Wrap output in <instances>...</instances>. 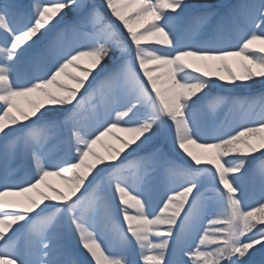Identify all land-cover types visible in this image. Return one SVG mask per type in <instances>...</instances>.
Returning <instances> with one entry per match:
<instances>
[{
	"label": "snow or ice",
	"instance_id": "obj_1",
	"mask_svg": "<svg viewBox=\"0 0 264 264\" xmlns=\"http://www.w3.org/2000/svg\"><path fill=\"white\" fill-rule=\"evenodd\" d=\"M257 82L264 0H0V264H264Z\"/></svg>",
	"mask_w": 264,
	"mask_h": 264
},
{
	"label": "rangeland",
	"instance_id": "obj_2",
	"mask_svg": "<svg viewBox=\"0 0 264 264\" xmlns=\"http://www.w3.org/2000/svg\"><path fill=\"white\" fill-rule=\"evenodd\" d=\"M21 3H24V4H28L29 3V0H20ZM90 2L92 3H95L97 5H100L101 4V0H90ZM192 2L194 3H203L205 2V0H192ZM207 2H210V3H213V4H218L219 3V0H207ZM231 2H237V0H232ZM193 11L195 12L196 10L193 9V10H190V14H195L193 13ZM70 15V17H69ZM73 12L72 11H69L68 12V16H67V19H71L73 17ZM194 17V15L192 16ZM58 27H61V26H58ZM199 32L197 33H194V35H198ZM66 41H63L62 42V46L66 47L67 44H63L65 43ZM93 75H95V73H93ZM99 79V78H97ZM90 83L94 84L95 86V82L93 81H90ZM241 90V91H240ZM242 93V94H241ZM81 96L85 95V91L82 90ZM210 96L212 97H218V96H226L228 97L230 100L232 101H235L237 98H248V97H256V98H259L260 96H264V84H261L259 82H257L255 84L254 87L252 88H247V89H236L234 91V95H227L226 92H225V89H219V88H213L210 93H209ZM79 98V97H78ZM96 102L95 98H93L92 100L88 101L86 100L85 102V106H84V110H83V115L84 114H88L89 111L91 110L92 111V106L93 104ZM238 111V109L235 108L234 105H228V106H225L223 104H220L218 105L216 108H215V113L217 114V118L223 122L225 120H228L229 122H231L232 120V114L234 112ZM256 111L258 112L259 109L257 108ZM93 112V111H92ZM88 118V119H87ZM114 115H113V119H114ZM83 122L85 123L86 126H90V125H94L95 124V121H96V116L91 113V119H90V116H87L84 115L83 117ZM117 132H120V131H117ZM113 135H116L114 132L112 135H109L108 138H111V140L108 142V141H101L100 144L96 145L95 146V150L100 152L101 154H105V151H106V148L108 146H114V147H119V145L116 143L115 140H113L112 136ZM112 142L115 144V145H112ZM108 143V144H107ZM258 164V162H257ZM18 165V163H17ZM254 169L256 167V165L253 166ZM255 174V173H254ZM154 195L158 196L159 195V192L157 191ZM259 199V185L257 182H252L250 183L249 185V189H248V200L246 201L247 203H252L254 200H258Z\"/></svg>",
	"mask_w": 264,
	"mask_h": 264
},
{
	"label": "bare ground",
	"instance_id": "obj_3",
	"mask_svg": "<svg viewBox=\"0 0 264 264\" xmlns=\"http://www.w3.org/2000/svg\"><path fill=\"white\" fill-rule=\"evenodd\" d=\"M232 0H219V3L218 4H220V3H228V2H231ZM198 11L199 10H196L195 12L193 11V13H195V14H190L191 16H193L194 15V17L198 14ZM55 32H56V30L54 29L53 30V32H51V33H49L48 34V36L45 38V40H43V41H41V43L40 44H38L33 50H32V53H33V55L34 56H36V58H37V60H40L41 59V55H40V53L42 52V50H43V47H44V44L47 42V40H49V39H51L53 36H54V34H55ZM70 40H71V37H69V39L65 42V43H63V44H67L68 42H70ZM86 63V62H85ZM233 63H236V61H233ZM93 86H94V84H93ZM87 87V86H86ZM236 89H232V88H226L225 89V92H226V94L227 95H234V91H235ZM241 91V90H240ZM242 94V93H241ZM95 100H96V102L94 103V104H96V105H99V104H101V102H102V98H101V96L99 95V94H97L95 97ZM18 104H20L21 106H26V103H27V100H26V98H19L18 99ZM93 104V105H94ZM92 108V111L90 110L89 111V113L88 114H84V115H86V117L87 116H90V119H91V113H93L95 116H96V113L94 112V109H93V106L91 107ZM84 115H82V119H83V117H84ZM88 119V118H87ZM114 133L116 134L115 136H119V137H121V138H123V139H126L127 137H128V134L127 133H124V132H117V131H114ZM111 140V138H108V136H106V137H104V139L102 140V141H110ZM108 144V143H107ZM112 145H115L113 142H112ZM110 146H111V144H110ZM21 166H22V164L20 163V162H18V165H17V171H20V168H21ZM49 182L51 183V184H53L54 186H56V187H63V185L61 184V182H60V179L59 178H57V177H50L49 178ZM73 246H75L74 245V242H73ZM70 259H78V257H75V256H73V257H70Z\"/></svg>",
	"mask_w": 264,
	"mask_h": 264
}]
</instances>
